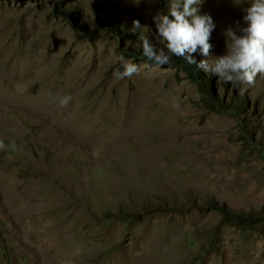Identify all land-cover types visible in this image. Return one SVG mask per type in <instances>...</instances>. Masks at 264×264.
<instances>
[{
    "label": "rangeland",
    "instance_id": "rangeland-1",
    "mask_svg": "<svg viewBox=\"0 0 264 264\" xmlns=\"http://www.w3.org/2000/svg\"><path fill=\"white\" fill-rule=\"evenodd\" d=\"M166 3L0 0V264H264V78L148 62ZM236 3L202 4L212 55Z\"/></svg>",
    "mask_w": 264,
    "mask_h": 264
},
{
    "label": "clouds",
    "instance_id": "clouds-1",
    "mask_svg": "<svg viewBox=\"0 0 264 264\" xmlns=\"http://www.w3.org/2000/svg\"><path fill=\"white\" fill-rule=\"evenodd\" d=\"M204 0H167L166 14L159 11L153 15L154 40L138 35L137 43L142 45V54L156 67L169 64L173 57L196 65L205 73L215 76L226 84L252 86L258 77L264 78V0H246L247 6H238L242 13L235 27L225 28L222 35L226 51L222 55H212L210 43L216 23L208 13L202 12ZM232 3L237 6L236 0ZM138 19L133 20L132 30L143 29ZM202 57L199 61L195 56ZM122 71L113 72L116 79L139 75L141 65L120 56ZM72 97L62 96L61 107H67ZM178 107V105H176ZM5 148L0 141V150Z\"/></svg>",
    "mask_w": 264,
    "mask_h": 264
},
{
    "label": "bare ground",
    "instance_id": "bare-ground-1",
    "mask_svg": "<svg viewBox=\"0 0 264 264\" xmlns=\"http://www.w3.org/2000/svg\"><path fill=\"white\" fill-rule=\"evenodd\" d=\"M19 72H20V71H19ZM23 77H24V76H23ZM1 184H2V183H1ZM13 199H14V197H13ZM11 200H12V199H11ZM13 201H14V200H13ZM11 203H12V202H11ZM28 207H29V206H27V209H23V208H22V209H23V210H22V215H30V214H28V213H30V211H32V210H31L32 207H31V209L28 208ZM31 214H32V212H31ZM18 215H19V214H18ZM24 217H25V216H24ZM26 218H27V217H26ZM22 219H24V218L22 217ZM19 222H20V221H19ZM23 223H24V222H23ZM24 227H25V226H24ZM39 229H40V228H39ZM42 231H43V230H42ZM27 232H28V231H27ZM40 232H41V230L39 231V233H40ZM37 233H38V232H37ZM39 233H38V234H39ZM39 235H40V234H39ZM41 236H42V235H41ZM36 237H38V236H36ZM39 237H40V236H39ZM39 237H38V240H37V245L39 246V248L42 249V251H43V250H45V251H46V250H51V251H53V250H58V247H57V246L53 247L55 244H54L52 247H50V246L46 243V240L40 239ZM45 238H46V237H45ZM35 239H36V238H35ZM34 244H35V242H34ZM51 244H52V243H51ZM59 245H60V244H59ZM59 245H58V246H59ZM30 246H31V245H30ZM41 249H40V250H41ZM40 250H39V251H40ZM42 251H41V254H42ZM61 252H62V251H61ZM34 253H35V252H34ZM56 255H58V254H56ZM43 263H44V261H43ZM46 264H47V263H46Z\"/></svg>",
    "mask_w": 264,
    "mask_h": 264
},
{
    "label": "trees",
    "instance_id": "trees-1",
    "mask_svg": "<svg viewBox=\"0 0 264 264\" xmlns=\"http://www.w3.org/2000/svg\"><path fill=\"white\" fill-rule=\"evenodd\" d=\"M69 16L73 18V15H72V14H70ZM75 20L78 21L77 18H75ZM257 220H260V221H261V226H262L261 228H264V217H260V218H258Z\"/></svg>",
    "mask_w": 264,
    "mask_h": 264
}]
</instances>
